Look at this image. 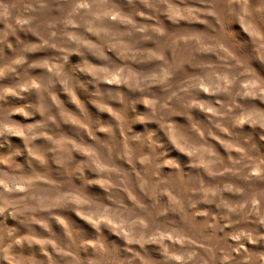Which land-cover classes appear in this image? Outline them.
Masks as SVG:
<instances>
[{"label":"clouds","instance_id":"9594fccd","mask_svg":"<svg viewBox=\"0 0 264 264\" xmlns=\"http://www.w3.org/2000/svg\"><path fill=\"white\" fill-rule=\"evenodd\" d=\"M0 264H264V0H0Z\"/></svg>","mask_w":264,"mask_h":264}]
</instances>
